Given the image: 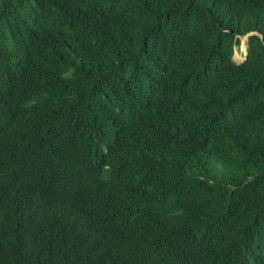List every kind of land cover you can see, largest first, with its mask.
<instances>
[{"label":"trees","instance_id":"trees-1","mask_svg":"<svg viewBox=\"0 0 264 264\" xmlns=\"http://www.w3.org/2000/svg\"><path fill=\"white\" fill-rule=\"evenodd\" d=\"M0 264H264V0H0Z\"/></svg>","mask_w":264,"mask_h":264},{"label":"rangeland","instance_id":"rangeland-1","mask_svg":"<svg viewBox=\"0 0 264 264\" xmlns=\"http://www.w3.org/2000/svg\"><path fill=\"white\" fill-rule=\"evenodd\" d=\"M247 37L248 35L240 37V44L235 48L233 59L236 63H241L245 58Z\"/></svg>","mask_w":264,"mask_h":264},{"label":"water","instance_id":"water-1","mask_svg":"<svg viewBox=\"0 0 264 264\" xmlns=\"http://www.w3.org/2000/svg\"><path fill=\"white\" fill-rule=\"evenodd\" d=\"M250 35V34H249Z\"/></svg>","mask_w":264,"mask_h":264}]
</instances>
